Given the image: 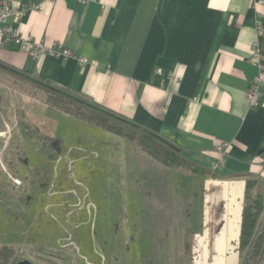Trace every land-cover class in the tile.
Wrapping results in <instances>:
<instances>
[{
  "label": "crops",
  "instance_id": "0c3cea01",
  "mask_svg": "<svg viewBox=\"0 0 264 264\" xmlns=\"http://www.w3.org/2000/svg\"><path fill=\"white\" fill-rule=\"evenodd\" d=\"M10 3L40 5L15 25L23 35L51 45L62 44L72 54L66 57L43 54L34 58L9 45L0 51L1 62L30 77L78 91L173 138L182 155L198 164L212 167L221 156L214 145L230 143L225 162L215 168L221 177L179 172L172 174L176 183L167 184L166 174L156 177L150 169H144L142 183L134 185L133 191L142 193L144 206L151 210L149 197L152 193L163 195L164 190L157 186L163 179L158 185L171 188L178 197L190 194L193 198L184 206L185 216L176 221L184 224L178 232L181 235H175L178 239H188L191 264H240L242 216L249 181L254 186L251 191L259 192L264 199V75L259 85L258 105H252L247 96L259 72L252 59L256 41L261 46L264 63V4H257L256 0H90L87 3L10 0ZM80 58L85 61L81 62ZM157 67L163 69L162 74L155 72ZM41 106L42 112L33 111L40 117L35 121L34 131L38 139L31 143L37 146L33 147V159L48 161L44 162L48 169L45 171L44 165L37 168L33 163L36 176L49 173L52 167L53 172L60 167L70 170L76 167L86 173L90 169H104L115 177L114 181L117 178L120 181L128 168L134 174L140 173L139 159L153 158L118 135L45 104ZM45 124L49 130L43 129ZM53 185L47 181L43 191L52 195ZM61 190L70 193L73 189ZM198 193H201L199 213L193 215ZM111 199L113 218L128 225V242L122 259L116 252L119 251L116 241L122 236L119 232L114 233L109 251L104 243L100 249L116 253L112 255L114 264H138L133 256H145L151 249V240L171 237L166 229L152 231L151 225L167 222L154 212L152 216L159 221H150L149 216V220L133 223L146 222L149 233H142L138 227L130 235L129 212L122 218L117 213L119 206L128 207L123 194ZM76 201L80 209L87 208V203ZM175 202L180 206L181 200ZM139 203L134 200L131 207L136 209ZM54 205L69 206V199L57 202L52 199L46 207ZM98 245L94 243L96 252ZM134 245L137 254L131 250Z\"/></svg>",
  "mask_w": 264,
  "mask_h": 264
},
{
  "label": "rangeland",
  "instance_id": "374dc122",
  "mask_svg": "<svg viewBox=\"0 0 264 264\" xmlns=\"http://www.w3.org/2000/svg\"><path fill=\"white\" fill-rule=\"evenodd\" d=\"M0 93V264H17L23 259H29L37 264H114L112 255L116 253L106 252L111 249L116 236L114 233L119 232L122 235L120 241H116L119 244L116 247L119 251L116 252L121 255L120 259L122 255L125 256L128 242L126 238L128 225L119 224L120 220L113 218L111 197L116 194L118 196L123 194L128 205L127 208L119 206L117 213L122 218L129 212L128 215L132 220L128 229L130 235L133 231H137L138 227L142 233H149L151 227L152 231L155 230L153 228H160L162 231L166 229L168 235H171L168 238L151 240L149 245L151 249L146 251L144 263L191 264L188 239H178L175 233L182 231L184 224H178L176 221L182 220L185 216L184 206L190 203L193 197L185 193L178 197L171 188L158 185L159 182L164 181L163 179L157 183V186L165 192H161L162 196L152 193L149 197L153 205L151 210L146 204L144 206L145 200L140 198L142 193L133 191L136 187L134 185L142 183L144 169H150L155 176L160 173L166 174L167 184L169 182L172 184L174 181L176 183L172 174L179 172L173 171L175 169L172 170V167L162 160L153 157L151 160L139 159L137 168L140 173L134 174L135 172L128 168L120 181L118 178L114 181L115 177L104 169L101 171L90 169L89 173H86L82 170L80 172L76 167H71V170L60 167L54 172L52 167V172L49 169V173L42 172L43 175L39 173L36 176L32 164L37 165V168L44 165L42 167H46V171L48 168L44 162L48 163V161L36 162L33 159V147L37 148V146L31 141L38 139L34 131L35 121L40 117L33 111L42 112L39 108L45 104L65 115L80 118L58 106H53L48 101V94L30 81L2 71H0ZM45 125L43 129L49 130L47 124ZM41 151L40 149L39 152ZM127 162H131L130 159ZM161 169H166V173L158 172ZM47 181L49 184H54L52 195L43 191ZM69 187L73 189L70 193L61 190ZM200 197L201 193L196 194L193 215L199 213ZM52 199L56 202L69 199V206L46 207ZM76 200L87 203V208L80 209L79 201ZM134 200L140 202L136 209L131 207ZM176 200H181L180 206H177ZM75 204L77 205L74 206ZM68 211L69 215H67ZM152 213L161 218L163 216L167 222H156L150 227L146 222L133 224L136 221L142 222L143 219L149 220V216L150 221L155 219L159 221L160 219L154 218ZM134 214L138 215L133 216ZM86 220L87 223H84ZM162 234L164 236V233ZM95 242L99 243L97 252L94 249ZM103 243L106 248L104 251L100 250ZM136 247V245L131 246L134 254L138 253ZM140 257L133 256L138 264Z\"/></svg>",
  "mask_w": 264,
  "mask_h": 264
},
{
  "label": "trees",
  "instance_id": "16d2710c",
  "mask_svg": "<svg viewBox=\"0 0 264 264\" xmlns=\"http://www.w3.org/2000/svg\"><path fill=\"white\" fill-rule=\"evenodd\" d=\"M0 71L26 79L48 94L53 106L65 110L85 122L118 135L136 144L152 157L183 174H201L221 177L213 167H207L185 157L173 138L159 134L153 129L134 121L127 115L108 109L94 99L68 87L53 84L38 77H30L0 61ZM254 186L247 183L246 200L242 216L240 238V264H264V199ZM140 257V264H144Z\"/></svg>",
  "mask_w": 264,
  "mask_h": 264
},
{
  "label": "built area",
  "instance_id": "2783aa9c",
  "mask_svg": "<svg viewBox=\"0 0 264 264\" xmlns=\"http://www.w3.org/2000/svg\"><path fill=\"white\" fill-rule=\"evenodd\" d=\"M79 1L87 3L90 0ZM256 3L264 4V0H256ZM39 8L40 5L21 3L15 6L10 3V0H0V51L11 45L27 52L34 58H38L43 54H49L52 56L64 55L65 57L72 54L71 51L62 44L55 43L51 45L23 35L20 28L15 25V23L21 21V19L30 10ZM252 59L258 66L259 72L252 81L248 89L247 96L252 105H258L260 102L259 85L263 81L264 75L263 53L258 41H256L253 45ZM80 61L84 62L85 59L80 58ZM155 72L157 74H162L163 69L161 67H157ZM230 146L231 145L228 142L217 143L214 145V149L218 151L221 156L217 162L213 163V168H217L225 162V158L230 151Z\"/></svg>",
  "mask_w": 264,
  "mask_h": 264
},
{
  "label": "water",
  "instance_id": "95a60500",
  "mask_svg": "<svg viewBox=\"0 0 264 264\" xmlns=\"http://www.w3.org/2000/svg\"><path fill=\"white\" fill-rule=\"evenodd\" d=\"M0 103H1V93H0ZM17 264H37L35 262H32L29 259H23L17 262Z\"/></svg>",
  "mask_w": 264,
  "mask_h": 264
}]
</instances>
